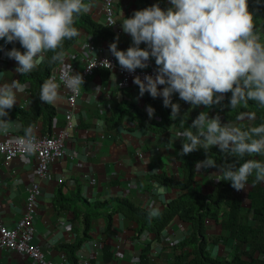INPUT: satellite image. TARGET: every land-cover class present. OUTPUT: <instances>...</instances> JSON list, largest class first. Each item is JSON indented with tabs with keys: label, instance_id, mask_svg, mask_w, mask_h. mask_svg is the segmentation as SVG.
<instances>
[{
	"label": "crops",
	"instance_id": "1",
	"mask_svg": "<svg viewBox=\"0 0 264 264\" xmlns=\"http://www.w3.org/2000/svg\"><path fill=\"white\" fill-rule=\"evenodd\" d=\"M102 1L86 0L90 10L84 14L105 26ZM155 4L158 0H115L114 22L118 33L109 29L114 34L113 41L80 28V35L64 50L66 63L71 64L73 72L77 73L86 59L106 54L113 42H117L120 50H127L133 46L132 38L123 31L120 20ZM163 5L165 10L172 7L170 0H164ZM249 10L254 14L256 30L264 39V13ZM88 38L94 46L91 52L83 46ZM6 44L0 40V83L18 79L26 88L23 93H17V103L9 112L10 118L18 121L21 127L14 126L8 133H0V139L20 135L24 126L16 108L28 111L36 103L29 83L22 82V74L16 72V61L6 55ZM14 47L24 51L21 45ZM140 47L147 48V44L141 43ZM148 64L149 67L157 66L154 58H150ZM84 82L72 117L74 127L65 143V156L50 166L46 179L39 181L41 195L35 207L37 236L34 243L41 246L49 260L56 264H78L79 260L87 264H139L145 246H148L144 253L147 264H174L175 256L191 251L190 247L180 250L177 245L189 237L195 227L174 216L158 238L146 231L137 233L134 216L117 211V201L124 200L137 208L150 213L155 210L159 214L186 193H212L219 182L215 179L218 168L197 171L195 164L192 182L186 189L160 181L164 175L171 181L182 183L188 174V168L183 164L185 155H180L182 138L175 136L176 131L183 130L175 124L176 120L171 119V108L168 107L170 111H167L162 97L152 98L148 93L140 97L135 86L124 91L116 89L115 77L105 70L94 72ZM229 94H225L219 104L210 107L186 103L178 93L173 94L172 102L180 105L179 114L194 120L200 112L206 111L209 118L218 116L222 124L230 123L242 129L250 126L255 120L253 114L244 112L236 119L229 117L231 107L226 99ZM48 105L55 113L50 131L38 118L32 128L33 134L45 135L63 127L65 99L61 85L58 100ZM148 106L155 109L151 118L147 113ZM165 124L167 126L162 129ZM34 166L33 156L6 162L0 155V210L8 228H15L24 217L27 189L37 181ZM248 190L245 187L233 193L245 200ZM241 213L246 216L248 224L253 222V210L246 200L241 205ZM221 218L219 215L217 221H204L206 250L213 259L230 261L236 251V242L229 240L228 233L221 228ZM86 220L88 230L84 238L82 222ZM262 233L264 236V226ZM76 243L79 246L73 255L74 260H71L62 248ZM248 249L247 246L239 250L245 252ZM258 255L254 253V259L259 260L262 255ZM0 264H31V261L0 249Z\"/></svg>",
	"mask_w": 264,
	"mask_h": 264
},
{
	"label": "clouds",
	"instance_id": "2",
	"mask_svg": "<svg viewBox=\"0 0 264 264\" xmlns=\"http://www.w3.org/2000/svg\"><path fill=\"white\" fill-rule=\"evenodd\" d=\"M170 2L172 7L167 10L155 4L120 20L133 46L127 50H120L117 42L109 46L120 68L129 73L149 67L150 58L155 59V76L146 75L143 79L135 76L133 80L139 87V96L148 93L152 98L162 97L163 105L171 108L173 120L180 113V105L172 102L174 93L193 106L219 104L231 92L232 110L246 107L250 101L264 107V39L256 30L248 0ZM89 10L86 0H0V40L18 41L24 49L13 47L6 53L16 61V72L23 76L31 73L48 52L53 53L49 64H61L59 83L56 76H51L41 85V102L55 103L61 84L73 94H78L84 85L83 76L74 73L71 64L66 63L63 44L80 35L75 24ZM113 24L109 19V25ZM141 43L147 44V48H141ZM105 62L112 67L107 59L99 63L105 67ZM25 88L18 79L0 83V133L21 127L10 118L9 112L17 103V93H23ZM147 113L151 118L155 109L148 106ZM25 135L26 147L31 150L34 142L30 127ZM175 136L182 138L180 155L200 148L208 152L218 146L223 153L244 160L237 168L230 163L217 165L208 156L197 162V171L218 168L215 179L230 181L237 191L246 187L250 176L254 175L256 183L264 182V160L245 159L264 157V123L242 129L222 124L218 116L209 118L202 111L190 127L176 131ZM150 215L158 212L153 210Z\"/></svg>",
	"mask_w": 264,
	"mask_h": 264
},
{
	"label": "trees",
	"instance_id": "3",
	"mask_svg": "<svg viewBox=\"0 0 264 264\" xmlns=\"http://www.w3.org/2000/svg\"><path fill=\"white\" fill-rule=\"evenodd\" d=\"M163 1L164 0H158V4L162 9H164ZM248 4L249 9H257L264 13V0H248ZM75 27L78 30L82 28L89 34L101 36L107 41H113L114 39V34L109 30L108 26L95 23L84 13L77 19ZM74 40L75 38L65 40L63 51ZM14 46L20 47V43H7L5 45V50L9 51ZM1 53L0 49V56ZM52 55V52L46 53L44 61L35 70L27 75H21V81L29 83L30 92L36 103L34 107L28 111L16 108L17 115L24 126V130L20 133V136H26L25 130L29 127L32 129L38 118H41L47 125L48 131L51 129L55 114L54 110L48 104L41 102L39 94L41 85L44 81L50 78L53 67L58 64V62L49 64L48 61L51 59ZM230 98L231 92L226 98L228 103ZM31 111L32 113H30ZM119 111L123 110L120 109ZM167 111H170L168 107ZM244 112L254 114L255 116V120L250 126H259L261 123H264V107H260L255 102L251 101L246 107L241 106L235 110L231 109L229 117L231 119H236ZM144 116L147 120L149 119L148 116ZM118 118H120V114ZM175 120V124L181 130L190 127L194 121V119L181 114H179ZM166 126L167 125L165 124L162 129H165ZM248 127L243 129H247ZM193 131H195V129H193ZM208 156L214 159L217 162V165L230 163L235 164L238 168L244 162V160H240L235 156L223 153L216 146L212 147L208 152L203 148H200L185 155L183 164L188 168V174L182 183L171 181L164 175L160 177V181L168 185L176 186L180 189H186L192 182L195 164L199 161H203ZM249 158L261 159V157L258 156L245 157V159ZM246 187H248L249 190L245 200L250 204V207L253 210V222H251V224H248L246 216L241 213V205L245 200L234 195L233 192L235 189L232 187L230 181H219L216 184L214 191L208 195H202L196 192L181 195L169 203L168 206L156 216H152L149 211L137 208L124 200L117 201L116 206L118 207L117 211L129 215L130 217L134 216L133 218L138 225L137 233L146 231L153 233L157 238L174 216H178L182 221L192 224L195 227L194 231L189 237L177 245L180 250L185 247H190L191 251L187 254L182 252L180 255L175 256L174 264H264V236L262 233L264 226V184H262V182H254L253 175L249 177ZM219 215L222 216L220 220L221 228L228 233L229 240L236 242V251L230 261L213 259L206 250L207 241L204 234V221L206 219L217 221ZM106 217L108 220L109 216L107 215ZM82 226V236L86 238L87 236L85 234L88 230L87 220L82 222ZM78 246L79 243H76L75 246L63 247L62 250H64L65 255L69 256L71 260H74L73 255L78 249ZM247 246L250 249L245 252L239 250L240 248H246ZM143 250V255L139 258V264H147L144 253L148 250V246H145ZM256 252L262 255H258L260 256L259 260L254 259L253 257ZM242 257H245L249 261H246Z\"/></svg>",
	"mask_w": 264,
	"mask_h": 264
},
{
	"label": "built area",
	"instance_id": "4",
	"mask_svg": "<svg viewBox=\"0 0 264 264\" xmlns=\"http://www.w3.org/2000/svg\"><path fill=\"white\" fill-rule=\"evenodd\" d=\"M102 3L105 25L112 31L114 30L115 34H117L116 25H109V19L115 23V0H103ZM83 46L86 50H89V52L94 48L93 42L89 38L84 42ZM105 59L110 61L112 65L111 68L107 66V62H105V67L100 65L99 62ZM94 65L96 66L92 67ZM60 68L61 64L58 62V64L53 67L50 74V77L56 76L58 82ZM99 70H106L111 73L115 77V88L124 91L130 89L132 86L139 89V87L133 83L135 76H140L142 79L146 75L155 76L157 66L136 69L134 73H129L120 68L115 57L108 51L106 54H100L86 59L82 68L77 73L81 74L85 80L88 76ZM163 86L164 85H161L159 88ZM61 87L64 90L65 99L64 125L62 128L45 135H36L32 133L34 148L31 150L26 147V136H20L18 134L0 139V155L4 161L10 162L17 157L22 158L27 156H33L35 159L34 174L37 181L31 183L30 187L27 189L24 217L18 222L15 228H8L4 224L3 214L0 210V249L27 258L31 261V264H56L49 260L41 246L34 243L35 237L37 236L34 219L36 216L35 207L41 195L39 181L46 179L52 164L64 158L65 143L69 140L70 132L74 127L72 117L76 108L77 99L80 95V90L78 94H73L69 89L64 87L63 84H61ZM59 182H62V180H59ZM78 264L87 263L83 260H79Z\"/></svg>",
	"mask_w": 264,
	"mask_h": 264
}]
</instances>
